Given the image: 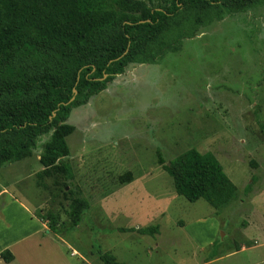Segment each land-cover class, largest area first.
Instances as JSON below:
<instances>
[{
	"label": "rangeland",
	"instance_id": "rangeland-1",
	"mask_svg": "<svg viewBox=\"0 0 264 264\" xmlns=\"http://www.w3.org/2000/svg\"><path fill=\"white\" fill-rule=\"evenodd\" d=\"M146 47L155 64L130 65L71 112L73 182L39 178L49 136L1 170L0 264H104L105 254L122 264H264V4ZM191 150L217 157L237 188L230 204L176 193L158 151L170 162ZM128 172L135 180L123 185ZM64 188L90 206L55 236L48 218L68 221ZM155 225V236L121 232Z\"/></svg>",
	"mask_w": 264,
	"mask_h": 264
},
{
	"label": "trees",
	"instance_id": "trees-1",
	"mask_svg": "<svg viewBox=\"0 0 264 264\" xmlns=\"http://www.w3.org/2000/svg\"><path fill=\"white\" fill-rule=\"evenodd\" d=\"M261 4L264 0H0V172L32 158L41 138L49 136L39 178L73 182L67 141L77 130L68 123L73 109L107 90L130 65L155 64L148 42L197 32L225 12ZM158 164L173 178L176 193L191 203L204 200L220 209L237 195L213 153L191 150L166 162L158 151ZM134 180L131 172L119 178L123 185ZM65 188L68 221L48 218L55 236L78 228L90 206L79 189ZM121 232L155 236L160 227ZM1 258L14 260L8 250ZM102 261L122 264L110 254Z\"/></svg>",
	"mask_w": 264,
	"mask_h": 264
},
{
	"label": "crops",
	"instance_id": "crops-1",
	"mask_svg": "<svg viewBox=\"0 0 264 264\" xmlns=\"http://www.w3.org/2000/svg\"><path fill=\"white\" fill-rule=\"evenodd\" d=\"M6 190H3V192H5ZM2 192V193H3ZM36 221V223L37 224H39L38 222H37V220H35ZM38 232H39V225H38ZM42 241H44L41 245L40 244H37V247L40 249V250H45V249H47V247H46V245H48L47 244V241H46V239L45 240H42ZM45 242H46V244H45ZM45 244V245H44ZM205 247H207V246H205ZM204 247V248H205ZM12 250H13V252H14V249L12 248ZM12 263V262H11Z\"/></svg>",
	"mask_w": 264,
	"mask_h": 264
}]
</instances>
